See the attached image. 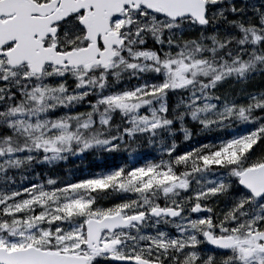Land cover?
<instances>
[{"label":"snow or ice","instance_id":"obj_1","mask_svg":"<svg viewBox=\"0 0 264 264\" xmlns=\"http://www.w3.org/2000/svg\"><path fill=\"white\" fill-rule=\"evenodd\" d=\"M0 264H264V0H0Z\"/></svg>","mask_w":264,"mask_h":264},{"label":"trees","instance_id":"obj_2","mask_svg":"<svg viewBox=\"0 0 264 264\" xmlns=\"http://www.w3.org/2000/svg\"><path fill=\"white\" fill-rule=\"evenodd\" d=\"M91 159V158H90Z\"/></svg>","mask_w":264,"mask_h":264}]
</instances>
